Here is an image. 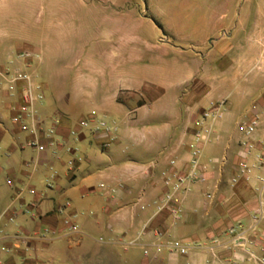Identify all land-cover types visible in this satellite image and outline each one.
I'll return each instance as SVG.
<instances>
[{
  "label": "crops",
  "instance_id": "obj_1",
  "mask_svg": "<svg viewBox=\"0 0 264 264\" xmlns=\"http://www.w3.org/2000/svg\"><path fill=\"white\" fill-rule=\"evenodd\" d=\"M195 2L192 14L183 16H200L208 25L191 56H187V51L193 47L182 50L181 60L172 65L167 62L165 48L158 50L157 57H152L151 51L138 57L130 51H124L126 55L120 57L111 54L98 80L83 81V86L91 91L88 102L93 111L107 119L112 127L110 145L88 130H79L78 124L83 119L72 122L73 106L55 93L56 83L46 51L33 49V38L23 39L17 26L13 33L1 34L2 40L11 45L7 65L0 67V79L5 71H29L43 94L50 95L34 106L40 127L48 128L59 119L53 136L58 146L59 142L67 145L70 139L78 146L86 137L94 143L88 151L80 153L73 170L65 166L71 172L67 176L69 181H76L79 176V185L69 190L70 195L80 197L76 204L71 205L69 201L62 204L54 196L28 188L33 200L27 209L33 212L31 222L36 223V230L43 226L44 230L56 232L70 246L80 247L86 238L79 264H99L101 259L105 264H117V247H138L146 251L142 264H253L227 230L236 226L243 230L252 227L259 195L264 193V164L256 158L264 147V0ZM203 3L205 8L201 7ZM205 46L210 47L202 51ZM213 51L216 55L212 58L209 53ZM23 52H33L38 58L23 62L17 57ZM1 58L0 47V61ZM61 70L59 73H63L65 66ZM1 83L4 92L0 90V108L13 116L19 87L11 96L5 89V81ZM247 100L251 104L246 111L257 115L258 126L253 137L254 149L244 159L241 157L244 136L239 129L243 119H236L234 110L240 109ZM218 102H224L222 118L202 122V114L211 103ZM203 128L210 130L197 143L201 150L202 181L178 190L180 219L175 221L161 203L169 190L163 184L164 175L172 170L186 173L194 134ZM83 131L88 132L80 136ZM71 150L70 154H76V150ZM36 159L49 160L48 149ZM241 163L248 168L244 174L240 172ZM36 164L37 161L33 169ZM50 180H59L58 174L52 173ZM5 185L10 189L13 181L7 179ZM53 190L57 197L67 196V190L59 187ZM22 194L17 190L10 204L0 211V214L8 211L0 220L4 232L18 217L15 204L19 203L21 208L25 205ZM67 203L69 206L65 208ZM79 210H86L91 218L83 222L80 231L70 233L64 222L70 220L75 225L73 219ZM11 217L13 221L9 222ZM39 231L27 239L6 234L14 238L0 245L4 264H16L17 255H24L20 245L29 247ZM16 232L27 234L22 227ZM253 239L264 244V222L258 224L255 234H245L246 241ZM170 241H182L191 249L186 256L173 255L166 249ZM93 242L99 246L98 250L92 247ZM11 248L17 250L15 256L9 255ZM250 251L264 256L258 247Z\"/></svg>",
  "mask_w": 264,
  "mask_h": 264
},
{
  "label": "rangeland",
  "instance_id": "obj_2",
  "mask_svg": "<svg viewBox=\"0 0 264 264\" xmlns=\"http://www.w3.org/2000/svg\"><path fill=\"white\" fill-rule=\"evenodd\" d=\"M201 7L205 8V4ZM195 8V0H0V67L8 63V47L11 45L2 40L1 34L4 31L13 33L16 30L14 26H17L23 39L33 38V49L43 48L46 51V60L49 61L56 83L55 93L58 98L67 99V105L73 106L70 117L72 122L93 118L94 121H104L112 129L107 119L93 111L88 102L91 91L83 86V81L98 80L101 68L110 62L108 57L111 54L120 57L126 55L124 51H130L135 53H132L133 56L138 57L143 56L145 51H151V56L157 57L158 50L165 48L167 62L172 65L181 60L179 52L182 50L193 47L187 51V56H191L196 47L194 45L199 43L200 35L208 25L207 20L200 16H183L192 14ZM209 47L201 49L203 51ZM215 55L214 51L209 53L212 58ZM62 66H65V70L59 73ZM258 80L261 77L258 76ZM1 82L2 79L0 90L4 92ZM44 96L48 98L50 95L44 93ZM250 104L251 101L247 100L240 109L234 110L236 119H250L251 113L246 111ZM11 118L8 110L0 108V128L3 132L0 138V211L10 204L17 190L23 192L21 200H24L25 205L21 208L19 203L15 204L18 217L8 225L5 234L27 239L38 229H45L40 226L36 230V223L31 222L33 212L27 209V205L33 200V196L29 195L28 188L32 187L34 191L47 194L48 197L54 196L62 204L67 201L71 205L76 204L80 197L77 198L78 194L70 195V189L79 185V176L77 175L76 181H69L67 176L71 172L65 166L70 160H77L80 153L88 151L90 144L94 146V143L88 137L78 146L72 139L67 145L59 142L61 149L57 143V146L48 149L49 160L38 161L36 158L43 153L39 154L27 147L30 135L19 131ZM52 125L41 128L48 130ZM87 132H81L80 136ZM112 141L111 136L106 144L110 145ZM67 149L77 152L72 155L67 153ZM95 149L102 152L97 145ZM35 160L37 164L33 169ZM54 172L59 177L55 182L50 180ZM7 179L13 181L10 189L5 185ZM57 187L67 190V196L57 197L52 193L51 189L54 192ZM75 213L73 221L80 231L83 222L89 221L91 216L86 210ZM19 227L27 231V234L16 232ZM57 236L46 243L35 241L29 247L20 245V251L24 255H17L16 264H22L23 261L26 264H79L86 238L83 237L84 241L79 247L70 246L66 240ZM94 244L96 243L93 242L92 247L98 250L99 246ZM117 251V264H142L144 252L140 248L117 247ZM15 253L17 254L16 249L9 250V255L15 256ZM99 264H105L104 259Z\"/></svg>",
  "mask_w": 264,
  "mask_h": 264
},
{
  "label": "built area",
  "instance_id": "obj_3",
  "mask_svg": "<svg viewBox=\"0 0 264 264\" xmlns=\"http://www.w3.org/2000/svg\"><path fill=\"white\" fill-rule=\"evenodd\" d=\"M23 62L29 63L33 59H37L38 56L35 53L23 52L17 56ZM2 79L5 81V89L11 95H15L19 87V100L17 108H15V113L11 118L13 124L18 126L20 131L27 132L30 135L26 145L29 148L34 149L37 153H44L47 149L53 148L56 143L53 140L55 133V128L59 125V119H55L53 126L48 130H43L37 122L36 111L34 106L36 103H42L44 101V94L40 84L34 83L33 75L28 71H5L2 74ZM224 109V102L211 103L209 109H207L203 114L201 121L216 122L222 118ZM203 125V123H202ZM258 126V117L256 114H252L250 119L247 121L239 122V129L244 136V141L242 142V152L241 157L247 158L251 155L254 149L253 137L255 135ZM79 130H88L96 137L108 141L112 136V129H110L104 121H94L93 118L88 120H81L78 124ZM210 128H203L201 132L194 134V144L190 146L189 160L187 161V171L184 175L178 173L176 170L170 171L168 174L164 175L163 184L166 189L161 203L162 207L168 208L171 217L177 221L180 219V209L179 200L176 197L178 190L183 189L185 186L192 184L196 181H202L200 176V157L201 150L199 149L197 143L200 140H204V136L209 133ZM74 134V133H73ZM203 136V137H202ZM67 153H72L71 149L66 150ZM258 161L264 164V147L261 148L260 154L256 156ZM76 160H70L67 163L69 170H73ZM217 161H213L216 163ZM171 167L175 164L173 161L170 162ZM248 171L247 165L245 163L240 164V172L242 174ZM235 180L232 181L234 183ZM103 188L102 185L99 186ZM264 188V182H263ZM68 203L65 208L68 207ZM60 213L63 211L59 210ZM8 211H4L0 214V220L5 217ZM15 213H13L14 216ZM253 225L248 230L240 229L239 226L231 227L227 230V234L232 238L235 244L240 245L244 252L248 255L249 259L253 264H264V256H257L250 251L252 247H258L262 253H264V244L260 240L253 239L252 241L245 240V234L247 232L255 234L256 228L259 223L264 222V193L261 192L258 199L257 208L255 214L252 217ZM9 222L13 221V218L8 219ZM68 232H77L76 225H72L70 220L64 222ZM56 235V232L49 230L39 231L34 235V239L39 242H49L52 237ZM14 237H8L3 229L0 227V245L9 239ZM166 249L169 253L176 256H186L191 247L182 241H170L166 244ZM4 250V249H3ZM146 255L147 252L145 251ZM0 264H4L2 260V255L0 252ZM25 264V263H22Z\"/></svg>",
  "mask_w": 264,
  "mask_h": 264
}]
</instances>
